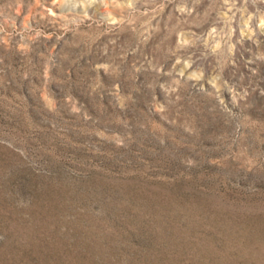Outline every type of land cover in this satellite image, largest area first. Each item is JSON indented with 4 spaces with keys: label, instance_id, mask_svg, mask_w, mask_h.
<instances>
[{
    "label": "rangeland",
    "instance_id": "obj_1",
    "mask_svg": "<svg viewBox=\"0 0 264 264\" xmlns=\"http://www.w3.org/2000/svg\"><path fill=\"white\" fill-rule=\"evenodd\" d=\"M0 264H264V0H0Z\"/></svg>",
    "mask_w": 264,
    "mask_h": 264
}]
</instances>
